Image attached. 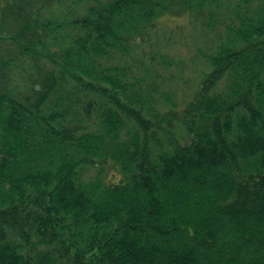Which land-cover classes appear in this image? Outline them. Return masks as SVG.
<instances>
[{"label": "trees", "instance_id": "obj_1", "mask_svg": "<svg viewBox=\"0 0 264 264\" xmlns=\"http://www.w3.org/2000/svg\"><path fill=\"white\" fill-rule=\"evenodd\" d=\"M0 264H264V0H0Z\"/></svg>", "mask_w": 264, "mask_h": 264}, {"label": "rangeland", "instance_id": "obj_2", "mask_svg": "<svg viewBox=\"0 0 264 264\" xmlns=\"http://www.w3.org/2000/svg\"><path fill=\"white\" fill-rule=\"evenodd\" d=\"M184 54H186V52H184ZM119 179V176L116 175L115 173L111 172V171H108L107 172V175H106V180L108 182H112V183H115L117 182Z\"/></svg>", "mask_w": 264, "mask_h": 264}]
</instances>
